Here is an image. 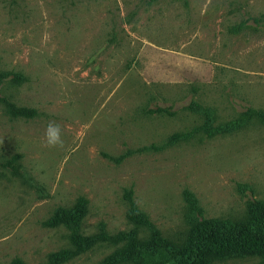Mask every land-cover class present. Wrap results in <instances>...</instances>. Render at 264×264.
I'll list each match as a JSON object with an SVG mask.
<instances>
[{
	"label": "rangeland",
	"instance_id": "obj_1",
	"mask_svg": "<svg viewBox=\"0 0 264 264\" xmlns=\"http://www.w3.org/2000/svg\"><path fill=\"white\" fill-rule=\"evenodd\" d=\"M191 102L217 122L264 108V0H0V264H105L127 251L129 191L147 251L187 238L186 190L201 222L264 205V125L169 143L201 124ZM76 208L87 244L47 225Z\"/></svg>",
	"mask_w": 264,
	"mask_h": 264
},
{
	"label": "trees",
	"instance_id": "obj_2",
	"mask_svg": "<svg viewBox=\"0 0 264 264\" xmlns=\"http://www.w3.org/2000/svg\"><path fill=\"white\" fill-rule=\"evenodd\" d=\"M14 80L24 79L16 73ZM11 109L20 115H28L34 111L28 109ZM188 110L198 114L202 118L201 124L189 132H179L173 134L169 143L179 144L188 141L196 134L206 137L239 131L256 121L264 125V108H247L238 117L232 120L217 122L215 112L211 108L200 106L191 102ZM125 155L114 159L120 162ZM184 200L189 209L188 219L192 225L187 238L182 243L165 242L161 250L148 251L144 244L138 243L137 233L144 228L150 227L147 218L138 211L132 193L126 192L125 198L129 205L127 212L128 221L133 224V229L123 233L124 241L128 242L127 251L110 257L105 264L132 263L141 264L138 259L142 258L145 262L149 258L168 264H213L216 261L228 259H240L245 257H260L264 264V205L248 200L246 202V214L242 217L231 219H211L201 222L202 210L199 208L195 197L189 191H184ZM84 215L83 208L74 210L59 209L52 219L47 222L49 227L64 226L72 232L71 238L74 242L87 244L84 239L75 232L78 230L81 219ZM122 240V237L119 241ZM127 244V243H126ZM137 251H140L137 254Z\"/></svg>",
	"mask_w": 264,
	"mask_h": 264
},
{
	"label": "clouds",
	"instance_id": "obj_3",
	"mask_svg": "<svg viewBox=\"0 0 264 264\" xmlns=\"http://www.w3.org/2000/svg\"><path fill=\"white\" fill-rule=\"evenodd\" d=\"M63 130L61 126L50 121L45 128L44 144L49 148H63L64 141L62 139Z\"/></svg>",
	"mask_w": 264,
	"mask_h": 264
}]
</instances>
